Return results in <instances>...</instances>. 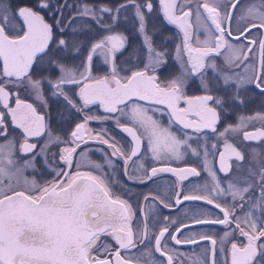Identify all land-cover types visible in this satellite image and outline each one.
I'll use <instances>...</instances> for the list:
<instances>
[{
  "label": "snow or ice",
  "instance_id": "snow-or-ice-1",
  "mask_svg": "<svg viewBox=\"0 0 264 264\" xmlns=\"http://www.w3.org/2000/svg\"><path fill=\"white\" fill-rule=\"evenodd\" d=\"M158 3L167 23L182 33L172 54L179 71L163 79L159 72L170 54L166 48H157L148 33L145 13L153 12L152 0H126L116 8L84 4L67 19L64 12L72 7L67 0H35L31 5L0 0V264H183L169 242L200 241L211 245L210 256L200 264H217V240L208 233L201 232L199 239L196 233L178 238L191 226L180 224L170 231L175 221L150 232L149 213L157 205L172 206L157 196H144L148 211L139 208L134 229L136 210L113 191L107 179L110 173L104 172L105 164L115 166L112 158L123 161L128 180H136L128 174L130 161L138 163L137 170L147 180L161 172L175 175L179 182L173 194L176 205L205 201L218 209L220 215H193L192 221L223 226L221 264H264V152L253 149L246 156L229 142L230 134L238 132L244 141L264 142V112L238 116L236 125L227 122L229 109L245 104L250 86L264 97V0ZM129 4L143 37L144 58L125 68L117 65L116 54L125 49L128 37L115 26ZM93 23L103 32L97 34ZM201 31L204 39L199 38ZM82 49L88 54L75 65L71 61ZM97 55L110 66L107 74L93 75ZM190 81L198 82L201 94H188ZM73 85L79 86L78 92ZM21 92L35 103L21 98ZM49 97L62 99L66 111L83 114L66 137L52 128ZM97 104L108 115H89L87 110ZM165 110L167 125L156 118ZM108 120L130 137L127 152L106 128L99 132L89 128L91 121L103 125ZM257 122L260 128L243 131ZM175 124L191 134L182 131L178 136L172 131ZM10 127L18 133L10 135ZM209 133L223 141L222 151H212V162L209 153L217 145H208ZM89 141L111 149L110 154L104 153L105 164L81 163L91 149L77 150ZM54 145L57 150L51 151ZM142 149L144 156L150 152L162 163L183 161L189 154L203 156L202 167L211 182L185 192L179 184L201 172L191 166L146 169L142 160H133ZM37 158L52 179L38 182L26 175L32 171L43 176ZM240 172L245 175L237 176ZM195 191L207 195L191 194ZM226 243L230 244L227 250ZM153 253L163 259H154Z\"/></svg>",
  "mask_w": 264,
  "mask_h": 264
},
{
  "label": "flooded vegetation",
  "instance_id": "flooded-vegetation-1",
  "mask_svg": "<svg viewBox=\"0 0 264 264\" xmlns=\"http://www.w3.org/2000/svg\"><path fill=\"white\" fill-rule=\"evenodd\" d=\"M111 2L112 8L118 7L119 5L126 3V0H106L103 4L107 5ZM115 2V3H112ZM139 2V0H138ZM153 2V12L152 13H145L146 18L149 20L147 21V27H148V33L152 37L153 35L157 34L159 37H166L169 33L175 34V42L178 44L181 41L182 33L180 30L175 26L168 24L167 21L163 17L162 11H160V6L157 0H152ZM82 7V6H81ZM71 12H75L76 10H70ZM127 13L122 14L121 18L119 20H126L125 17H127V20L134 26L137 27V19L134 16V9L131 4H129L127 8ZM69 18V16H67ZM104 19H108L107 17H104ZM74 22V21H73ZM158 26H161L159 28ZM235 27V23L233 25ZM151 27V28H150ZM152 29V30H149ZM177 31V33H176ZM99 34V33H97ZM134 34H139V38H141V34L138 32H135ZM193 34L194 36L197 34L196 25H195V18L193 17ZM255 35V33H253ZM199 38L204 39L205 33L202 31L199 32ZM233 43H236L235 40H233ZM139 49L133 48L132 50L135 51L133 53H137L138 55H133L132 50L130 51H124V54L122 55H116V63L118 66L124 65L123 67L128 68L132 65H129V61H133L132 64H135L138 59L144 58V48L142 45ZM132 53V54H131ZM81 56L75 59L74 61H71L75 65H79L84 58L87 56V50L82 49ZM217 63H220V60H217ZM177 66V65H176ZM109 65L103 63V58H99L97 56H94L93 58V75H104L107 74L109 71ZM172 67V66H171ZM168 66L162 67L160 69V76L161 79L165 76H168V73L176 74L178 73L179 69L178 67H174L171 70L167 69ZM237 71H242L241 69H238ZM73 87V86H72ZM74 89V87H73ZM77 90V89H76ZM75 90V91H76ZM189 95H199L200 90L198 88V82L197 81H190L189 87L187 89ZM245 95V104L243 106H233L229 109V116L227 117V122L232 125H236L238 123L237 117L241 115H252L256 112H264V97H262L258 90H255L250 86V90L244 94ZM28 100L29 102L35 101L32 98H23ZM79 102V101H78ZM144 103V102H140ZM49 108L48 111L52 115V128L54 132L62 137H66L68 132L74 127L75 123L81 122V117L83 114L81 113H75V112H68L65 110L63 100L60 98L55 97H49L48 99ZM155 107V106H154ZM163 107V106H159ZM89 115H99V116H105L108 115L105 113L104 109L100 105H92L87 110ZM156 118L160 119L161 122L165 125L168 124V113L167 110H165L163 116H161L159 113L156 114ZM121 123H124V119H121ZM223 124V121L221 122ZM101 127H104L108 130V133L115 139V141L118 143L119 146L122 147V149L127 152L130 147V137L127 136L126 133L122 132L119 128L115 126V122L113 120H108L103 123V125L100 122L97 121H91L89 123V128L93 132H99L101 130ZM261 125L259 122L255 124L248 125L243 131H254L257 128H260ZM220 130L218 126V131ZM19 130H17L18 133ZM172 131L175 132L178 136L181 135L182 131H188L191 134V130H184L181 125L175 124L172 126ZM17 133H13L11 127L9 128V134L15 135ZM209 139L207 141L208 145L211 146V144L215 143L217 145V148L215 150H210L209 153V161H213L212 151H222L223 150V141L222 140H216L214 136L209 133ZM2 139V138H0ZM229 142L236 145L238 148H240L242 151L245 152L246 156H248L253 149L264 152V142L260 141H244L242 137V132H238L234 135L229 136ZM196 146L195 144L193 145ZM39 147V145H38ZM82 149H91V151L87 152V160L81 161L82 164H87L89 161L99 163V164H105V156L104 153H111V149L108 148L106 145L96 143L93 141H89L88 144L82 145L81 149H78L77 151H81ZM56 146L54 145L51 149V151H56ZM114 160V167L110 168L107 167L105 164L104 172L110 173V175L107 177L110 185L113 188V191L116 192L118 195H120L123 199H127L129 203L132 204L133 209L136 210V218L133 219L132 224L134 229L138 226L137 225V218L140 216L139 208L143 207L145 211H148V205L144 201V196H157L160 199H163L166 203H169L172 205L169 208H164L162 206L157 205L150 213H149V226H150V232H155L158 227L164 226V224L168 223V221H175V223H172L169 225L170 231L177 227V225L180 224H192V217L193 215H205V216H215L220 215L219 210L215 209L213 205L207 204L205 201H183L181 204L176 205L174 203V192L178 190V179L175 175L172 173H166L161 172L157 176L153 177L151 180H147L143 174V171H138V163L134 164L132 161L128 164V174L134 175L136 180H128L127 177L123 173V161L117 158H112ZM134 161H141L144 164V167L146 169L150 167H185V166H191L196 167L198 171L201 172V175L199 177H190L189 179L183 181L179 184L180 187L183 188L185 192H189L194 186H203L205 182H208L210 184V177L207 176V174L204 172L202 167V161L203 156L196 157L191 154L186 155L183 161H171L169 163H162L155 161L152 158L151 153L149 152L147 156H144L143 149L141 151V155L138 157L133 158ZM76 161L74 160V163ZM232 163L235 165V160L233 158ZM216 168L219 167L218 157H216L215 160ZM247 166V163H246ZM37 168L40 170L41 173H43V176L39 174H34L32 171L27 172L28 175H30L29 179H32L33 177L38 182H43V180H50L52 177L47 173V171L44 169L40 158H37ZM83 170H89L88 168H84ZM235 171V167L233 169ZM99 174V173H97ZM218 176L221 177V179H224V173L218 172ZM229 176L232 175L231 173L228 174ZM245 175L244 172L237 173V176L243 177ZM139 180H144L145 182L140 183ZM121 188H124L126 191H121ZM130 193V194H129ZM191 194L196 195H207L206 192L201 191H195ZM256 195H259L258 190L256 191ZM211 198V197H210ZM245 208H247V205H245ZM241 213L238 211L237 215H240ZM165 218H168L165 220ZM177 221H179L178 224ZM173 226V227H172ZM189 228H184L182 232L179 234L178 238H183L184 236L188 235L189 233H196L197 239H199V234L201 232L208 233L213 236L214 239L217 240V254H216V262L217 264H221L222 256L219 252L220 247V238L223 236L225 229L223 226L220 225H190ZM172 227V228H171ZM147 243V242H146ZM169 244L173 246H177L179 248H182V254H180L182 261L191 262L192 264H200V262L204 261L206 256H210V252L207 251L210 249L211 245L209 241H200L198 244H181V245H175L174 242H169ZM225 249L230 247V244L226 243L224 245ZM123 254V253H122ZM163 259V258H162Z\"/></svg>",
  "mask_w": 264,
  "mask_h": 264
},
{
  "label": "rangeland",
  "instance_id": "rangeland-1",
  "mask_svg": "<svg viewBox=\"0 0 264 264\" xmlns=\"http://www.w3.org/2000/svg\"><path fill=\"white\" fill-rule=\"evenodd\" d=\"M158 1V0H157ZM112 3H115V2H112ZM84 4H88L87 2H85ZM89 5V4H88ZM82 6H83V3H82ZM108 7H112V4H111V2L108 4ZM113 8H116V7H113ZM127 10V9H126ZM126 10H124V11H122V14H126L127 13V11ZM128 14V13H127ZM105 20H107V19H105ZM147 21H149L148 19H147ZM159 28H157L156 30H158L159 31V29L161 28V26H158ZM151 28V27H150ZM147 29H148V27H147ZM99 32L98 33H102L103 32V29L101 30L100 28H99ZM115 30L117 31V32H121V33H123L124 35H126L127 37H128V43H127V46L125 47V49L122 51V52H118L116 55H121V58H122V55L124 54V51L126 52H128V51H130V50H132L133 48H135V49H139L141 46L140 45H142L143 46V37H142V35H141V38H139V34L137 35V34H134L135 32H138V29H137V27L135 28L134 26H132V24H130V22L126 19V20H118L117 21V23H116V26H115ZM149 30H152V29H149ZM139 33V32H138ZM176 33H177V31H176ZM178 34V33H177ZM175 34H173V33H169L168 34V36H166V37H159L157 34H155V35H153L151 38H152V41H153V43H154V45L157 47V48H159V49H164V48H166L167 50H168V52H169V57H168V63H167V65L166 66H168V68L167 69H172V68H174V67H178V66H176L177 64L173 61V58H172V54H173V50H174V47H175V45H177L178 43L177 42H175L174 40H175V36H174ZM133 52H135V51H133L132 50V53ZM131 53V54H132ZM81 56V54L79 55V57ZM97 57H99V58H103V57H101V56H98L97 55ZM131 61V60H130ZM132 63H133V61H131ZM132 63L131 64H129V65H132ZM122 67L124 66L123 64L121 65ZM172 66V67H171ZM161 74V73H160ZM170 74H173V73H168L167 75H170ZM164 78V77H163ZM162 78V79H163ZM73 87H74V90H76L77 92H78V90H79V86L78 85H73ZM32 98L30 95H28L27 93H24V92H21V98ZM26 175L30 178V175H28V173H26ZM179 223V221H177V223L176 224H178ZM173 227V226H172ZM171 227V228H172ZM169 247H174L176 250H177V252H178V254H179V258H180V260H182V258L180 257L181 255L180 254H182V248H179V247H177V246H173V245H171V244H169L168 245ZM134 251H136V250H134ZM183 255V254H182ZM153 258L154 259H156V260H160V259H162L161 257H160V255L158 254V253H153ZM187 262H183V264H192L191 262H188V260H186Z\"/></svg>",
  "mask_w": 264,
  "mask_h": 264
},
{
  "label": "trees",
  "instance_id": "trees-1",
  "mask_svg": "<svg viewBox=\"0 0 264 264\" xmlns=\"http://www.w3.org/2000/svg\"><path fill=\"white\" fill-rule=\"evenodd\" d=\"M105 1L106 0H67L68 4L71 5L72 7H69L65 10L64 18L67 19V16H69V14L75 15V12L74 11L71 12L70 10H76V8L82 6V3L84 5V3L87 2L90 6H99V5H105V4H103V2L105 3ZM14 2L19 3V4L31 5L35 2V0H14ZM7 3H8V0H5V4H7ZM44 14H45V18L48 19L49 22H51V17L47 13H44ZM105 17H107V16H105ZM73 23L78 24L79 21L77 20V21H74ZM93 27L96 29V33H98L100 31L99 28L94 23H93ZM65 31L66 32L69 31V28L67 25H65Z\"/></svg>",
  "mask_w": 264,
  "mask_h": 264
},
{
  "label": "water",
  "instance_id": "water-1",
  "mask_svg": "<svg viewBox=\"0 0 264 264\" xmlns=\"http://www.w3.org/2000/svg\"><path fill=\"white\" fill-rule=\"evenodd\" d=\"M255 131V130H254ZM188 225H193V223L192 224H188ZM159 254V253H158Z\"/></svg>",
  "mask_w": 264,
  "mask_h": 264
}]
</instances>
